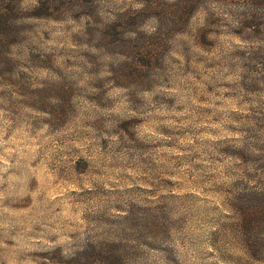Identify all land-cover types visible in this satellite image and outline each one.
I'll return each mask as SVG.
<instances>
[{
    "label": "rangeland",
    "instance_id": "1",
    "mask_svg": "<svg viewBox=\"0 0 264 264\" xmlns=\"http://www.w3.org/2000/svg\"><path fill=\"white\" fill-rule=\"evenodd\" d=\"M60 1L0 0V264H264V0Z\"/></svg>",
    "mask_w": 264,
    "mask_h": 264
},
{
    "label": "trees",
    "instance_id": "2",
    "mask_svg": "<svg viewBox=\"0 0 264 264\" xmlns=\"http://www.w3.org/2000/svg\"><path fill=\"white\" fill-rule=\"evenodd\" d=\"M60 4V0H36V5L32 9L33 17L58 20L64 14V9ZM11 10L9 7L0 8V47L2 46L1 41L13 35L12 24L10 25L9 22L10 14L13 12Z\"/></svg>",
    "mask_w": 264,
    "mask_h": 264
}]
</instances>
